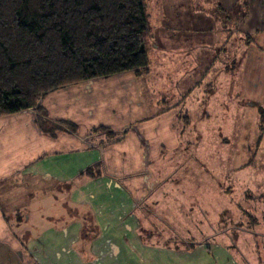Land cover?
<instances>
[{"label": "crops", "instance_id": "obj_1", "mask_svg": "<svg viewBox=\"0 0 264 264\" xmlns=\"http://www.w3.org/2000/svg\"><path fill=\"white\" fill-rule=\"evenodd\" d=\"M144 3L173 100H143L150 66L41 101L52 122L108 121L114 137L94 143L78 125L52 137L32 111L1 117L0 264H245L241 240L261 236L239 201L246 183L264 185V0ZM24 190L68 221L12 226Z\"/></svg>", "mask_w": 264, "mask_h": 264}, {"label": "trees", "instance_id": "obj_2", "mask_svg": "<svg viewBox=\"0 0 264 264\" xmlns=\"http://www.w3.org/2000/svg\"><path fill=\"white\" fill-rule=\"evenodd\" d=\"M148 28L144 0H0V118L32 111L43 133H76L71 121H50L42 99L148 70ZM86 175L101 176V167ZM249 215V225H256L259 219Z\"/></svg>", "mask_w": 264, "mask_h": 264}, {"label": "rangeland", "instance_id": "obj_3", "mask_svg": "<svg viewBox=\"0 0 264 264\" xmlns=\"http://www.w3.org/2000/svg\"><path fill=\"white\" fill-rule=\"evenodd\" d=\"M146 41H147V47L149 50L150 55V66H151V74L148 80L143 84V87L145 88L142 90V97L145 102L151 103V102H157L163 99V97H167L170 100H173V94L166 93L161 91L162 82H165V78L163 76H160V71L158 70V63L157 59L155 58L156 55L153 52L156 47V45H163L162 40H150L149 37V30L148 33H146ZM189 41V40H186ZM160 43V44H159ZM172 77H170L169 80H167L169 83L172 81ZM168 83V84H169ZM167 86V85H166ZM150 88V89H149ZM153 88V89H151ZM167 88V87H166ZM43 101V99H42ZM156 111V110H154ZM105 117H108V112L105 113ZM263 121L261 123L262 128L264 127V117L262 118ZM84 119L77 120V125L79 127V133L84 129L86 136H90V141L96 143L100 137L101 138H107V135L103 133L100 130H103L101 128H109L111 127L107 121V124H97V125H88L86 126L84 122ZM77 133V132H76ZM118 137L121 138L120 134L117 133ZM93 139V140H92ZM262 164H264V156L261 158ZM247 182L250 183L249 180L246 179ZM243 192V191H242ZM21 200L17 199L15 208L20 213L8 214V218L10 220V223L12 226L17 224V221L15 220L18 218L23 226L29 227L31 226V223L33 224V221L35 218H49V221H46V225L49 223L50 225H58L64 224L68 219L64 216V213H61L60 215H55L49 210V206L45 205H37L33 202V200L27 198V192L26 190L22 191ZM240 201H239V208L242 211V213L245 215V223L249 224L251 222V216L249 213H252L253 216H255L257 219L260 220L261 225H257L254 227V229H258L259 232H261V236H258L255 239H251L249 237H244L243 240H241L240 249L238 251L245 250L244 253L235 252L234 255L237 259V261L245 264H264V185H260L259 189H256L254 191L250 190V187L248 183L245 184L244 187V193H240ZM41 202H53L54 199L47 198V199H40ZM62 200H59L58 204L54 207V212L57 210V207L61 206ZM254 224H257V221H254ZM247 228H251L250 225H246ZM257 246L256 242L257 241ZM254 242V243H253ZM254 246V247H253ZM94 255V254H93ZM95 256V255H94ZM98 256V254H97ZM100 256V255H99ZM99 259H103L101 256Z\"/></svg>", "mask_w": 264, "mask_h": 264}]
</instances>
